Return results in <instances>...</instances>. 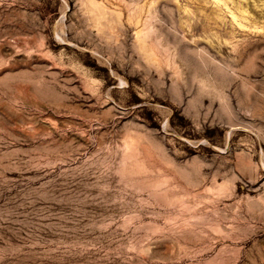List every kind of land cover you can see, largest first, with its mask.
Masks as SVG:
<instances>
[{
  "label": "rangeland",
  "instance_id": "374dc122",
  "mask_svg": "<svg viewBox=\"0 0 264 264\" xmlns=\"http://www.w3.org/2000/svg\"><path fill=\"white\" fill-rule=\"evenodd\" d=\"M0 264H264V0H0Z\"/></svg>",
  "mask_w": 264,
  "mask_h": 264
}]
</instances>
